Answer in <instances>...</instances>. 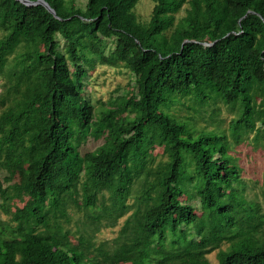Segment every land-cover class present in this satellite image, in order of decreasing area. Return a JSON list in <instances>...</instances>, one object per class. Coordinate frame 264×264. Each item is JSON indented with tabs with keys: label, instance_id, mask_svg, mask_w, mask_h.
<instances>
[{
	"label": "trees",
	"instance_id": "obj_1",
	"mask_svg": "<svg viewBox=\"0 0 264 264\" xmlns=\"http://www.w3.org/2000/svg\"><path fill=\"white\" fill-rule=\"evenodd\" d=\"M44 1L55 16L0 0V208L28 197L0 225V264H264V184L248 197L229 153L249 133L264 149V0H152L146 22L138 0ZM106 50L132 77L118 106L97 108L82 91ZM183 98L228 106V134L171 113Z\"/></svg>",
	"mask_w": 264,
	"mask_h": 264
},
{
	"label": "rangeland",
	"instance_id": "obj_2",
	"mask_svg": "<svg viewBox=\"0 0 264 264\" xmlns=\"http://www.w3.org/2000/svg\"><path fill=\"white\" fill-rule=\"evenodd\" d=\"M69 3H74L76 6L83 8L86 0H67ZM153 6L152 0H138L134 12L137 15V19L140 22H146L149 19L151 9ZM184 15L183 8L175 15L176 20ZM72 30L77 31V35L82 38V46L86 48L91 43V35L86 30L78 29L75 21L69 23ZM33 47L42 50L43 46L39 39H36L33 43ZM89 78L84 84V94H89L92 102L96 107H111L118 106L120 102L121 93L127 88V83L131 80L129 71L122 66L119 62V58L115 53L106 50V55L96 60L95 67L88 71ZM128 89V88H127ZM4 104V96L1 93L0 88V107ZM170 112L182 119L191 118L194 122V126L199 129L212 130L218 128L220 131H224L228 134V125L235 116V112L229 110L223 102L217 101L215 103L209 102L207 105L199 106L194 103L190 98H183L180 102H177L170 107ZM30 114L42 115L37 107H34ZM44 116V115H42ZM253 133H249L247 138L241 139L240 142H235L229 138V153L234 158L235 162L241 167L240 175L248 182L245 188V194L248 197H254L257 195L260 197L261 188L264 180V149L253 142ZM100 140L88 139L86 143L80 148L81 151L88 149H94ZM153 163H161L164 159L163 149L158 146H154L153 150ZM24 180V175L19 178V183ZM141 184L137 181L130 188L128 201L132 202L140 191ZM184 198V197H183ZM28 197L24 193H20L18 197L10 200L6 209L0 208V225H8L12 222L13 212L22 207ZM194 204L195 212L200 215L201 210L196 205V199L193 198L189 201ZM128 214L118 219L114 226H103L96 234L97 242L111 241L118 231ZM71 242L75 243L76 239L71 237ZM207 258L216 263V251H212L207 254ZM114 264H133L130 261L116 262Z\"/></svg>",
	"mask_w": 264,
	"mask_h": 264
},
{
	"label": "water",
	"instance_id": "obj_3",
	"mask_svg": "<svg viewBox=\"0 0 264 264\" xmlns=\"http://www.w3.org/2000/svg\"><path fill=\"white\" fill-rule=\"evenodd\" d=\"M21 1L22 3L26 4V5H33V4H41L43 5L48 11H50L52 14H54L55 16V11L53 8H51L49 6V4L44 1V0H36V1H30V0H19Z\"/></svg>",
	"mask_w": 264,
	"mask_h": 264
},
{
	"label": "bare ground",
	"instance_id": "obj_4",
	"mask_svg": "<svg viewBox=\"0 0 264 264\" xmlns=\"http://www.w3.org/2000/svg\"><path fill=\"white\" fill-rule=\"evenodd\" d=\"M55 105H56V104H55ZM194 190H195V189H194ZM118 199H119V198H118ZM119 200H121V199H119ZM121 202H123V201H121ZM121 202H120V203H121ZM123 204H124V203H123ZM218 205H219V204H218ZM226 205H227V204H226ZM228 205H230V204H228ZM217 208H218V207H217ZM217 210H218V209H217ZM223 217H224V216H223ZM227 219H228V218H227ZM216 226H217V225H216ZM213 228H214V227H213Z\"/></svg>",
	"mask_w": 264,
	"mask_h": 264
}]
</instances>
